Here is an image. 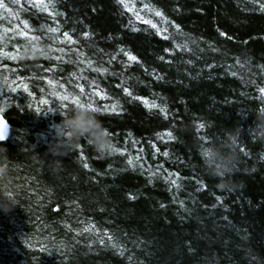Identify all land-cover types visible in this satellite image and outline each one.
Returning a JSON list of instances; mask_svg holds the SVG:
<instances>
[{
  "label": "trees",
  "instance_id": "trees-1",
  "mask_svg": "<svg viewBox=\"0 0 264 264\" xmlns=\"http://www.w3.org/2000/svg\"><path fill=\"white\" fill-rule=\"evenodd\" d=\"M0 3V146L18 201L0 213V264H264V141L251 131L264 109V0ZM75 99L100 109L108 153L81 140L48 154ZM230 130L235 187L222 192L198 148Z\"/></svg>",
  "mask_w": 264,
  "mask_h": 264
},
{
  "label": "clouds",
  "instance_id": "clouds-1",
  "mask_svg": "<svg viewBox=\"0 0 264 264\" xmlns=\"http://www.w3.org/2000/svg\"><path fill=\"white\" fill-rule=\"evenodd\" d=\"M42 50H28L22 55L25 59L37 58L44 55ZM62 117L58 124L52 125L54 142L48 147V154L53 158H63L69 155L80 144L87 143L100 155L112 149L111 135L97 118L95 112L87 106L76 107L68 111H59ZM252 133L259 141H264V109L255 112V126ZM238 130L226 131L219 143H209L198 148L206 173L218 180L217 188L222 192L234 190L233 176L238 156L235 150ZM6 148L0 146V213L7 215L17 206L18 201L13 193L15 188L14 176L9 166ZM38 162L46 165L52 174L62 170L60 159L45 161L37 156Z\"/></svg>",
  "mask_w": 264,
  "mask_h": 264
},
{
  "label": "snow or ice",
  "instance_id": "snow-or-ice-1",
  "mask_svg": "<svg viewBox=\"0 0 264 264\" xmlns=\"http://www.w3.org/2000/svg\"><path fill=\"white\" fill-rule=\"evenodd\" d=\"M33 6H42L45 10H47V8H48L47 4H42V0H38V5H33ZM3 7H5V5L3 3H0V8H3ZM5 10L7 11L8 9L6 8ZM261 10L264 11V5H261ZM49 14L51 15V13H49ZM156 15L159 16V15H161V13L157 12ZM25 26L27 27V25H25ZM153 27H155V25H153ZM65 35L67 36V34H65ZM221 35H224V33H221ZM121 51H123V50H121ZM124 54L128 57V59L130 61H135L136 60V57L131 55L130 53L125 52ZM113 58H115V57H113ZM161 59H163V58L161 57ZM102 71H106V70H102ZM156 79H160V77H156ZM260 91L262 93H264V88L260 89ZM124 92L127 95H130V96L132 95V93L129 91L128 88H124ZM97 95H99V93H97ZM133 98L134 99H138L139 97H133ZM60 99L61 100H66V99H68V97L67 96H62V97H60ZM144 102L147 105L148 102L147 101H144ZM72 103L76 104L77 107L87 106L91 111H93L95 113H99L100 112V109L98 107H94L92 104H88V105L81 104L78 99L73 100ZM62 107H64V105H62ZM107 107L108 106H106V108ZM117 107H118V105L111 106L113 111H115ZM150 107L151 108H155L156 107L155 103L151 104ZM160 111L162 113H165L166 109L165 108H161ZM198 127L202 128L203 125H199ZM6 135H7V124L4 122V120L0 119V141H3L5 139V137H6ZM166 135H168L170 138L172 137V133L171 132L166 133ZM113 151H115L114 148H113ZM241 151H243V149H241ZM163 155L167 157L169 155V153L165 152V153H163ZM129 163H131V161H129ZM85 167H87V164H85ZM171 183L175 185L176 181L173 180V181H171ZM177 187H178V185H177Z\"/></svg>",
  "mask_w": 264,
  "mask_h": 264
}]
</instances>
